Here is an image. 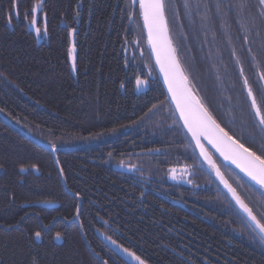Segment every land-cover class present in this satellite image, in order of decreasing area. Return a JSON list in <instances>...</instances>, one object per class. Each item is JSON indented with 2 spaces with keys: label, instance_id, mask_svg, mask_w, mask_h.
Returning a JSON list of instances; mask_svg holds the SVG:
<instances>
[{
  "label": "trees",
  "instance_id": "trees-1",
  "mask_svg": "<svg viewBox=\"0 0 264 264\" xmlns=\"http://www.w3.org/2000/svg\"><path fill=\"white\" fill-rule=\"evenodd\" d=\"M16 3L14 9L12 0H0V264H128L97 231L148 264H264L258 230L253 232L180 121L139 5L134 9L133 0ZM251 4L258 15V0ZM35 5L40 7L33 13ZM17 12L9 23V14ZM180 14L189 37L180 54L195 59L198 95L238 136L250 101L224 32L233 36L253 83L264 67H253L247 48L255 53L259 38L251 30L254 43L244 45L235 39L238 26L231 18V29H220L217 22L208 30L201 29L195 11L194 24L183 18L182 7ZM33 18L46 24L41 41L29 28ZM169 20L176 43L177 21L171 13ZM137 78L148 81L144 92L136 91ZM233 117L235 123L228 124ZM242 142L248 146L246 136ZM207 148L241 198L254 211H264L259 186ZM117 164L130 165L133 172L117 171ZM37 202L59 206H34Z\"/></svg>",
  "mask_w": 264,
  "mask_h": 264
},
{
  "label": "snow or ice",
  "instance_id": "snow-or-ice-1",
  "mask_svg": "<svg viewBox=\"0 0 264 264\" xmlns=\"http://www.w3.org/2000/svg\"><path fill=\"white\" fill-rule=\"evenodd\" d=\"M13 8H17L16 0H12ZM136 0H133L135 3ZM40 5H35L32 12L35 13ZM144 27L148 30V43L152 52L156 56V63L160 66V71L164 74L165 82L168 85V91L171 98L175 102L176 110L179 112L180 119L183 120V127L190 134L195 147L199 148L200 155L207 161L208 165L215 171L217 177L232 194L233 199L246 214L249 225L253 232L258 230L259 240L264 243V211H254L244 199L241 198L236 188L225 179L224 174L213 160L202 141H207L225 161L234 164L248 179L259 186L260 196L264 198V0H258V15H254L251 11V0H212L210 4L208 0H182V4H178L177 0H139ZM184 10V19L190 24H194L193 12L199 16L201 29L212 30L217 22L220 29H231L229 19L233 20L238 26L234 29L236 40L243 41L244 45L254 43L249 39L252 34L251 30H255V36L259 38L257 51L253 53L252 48L248 47L247 52L251 54L253 67L257 68L258 80L254 83L245 75L242 67L243 60L237 55L236 48L233 43V36L225 31L224 36L228 44L231 46V55L235 57V63L241 65L239 67V75L243 78V89L246 90L247 110L242 111L241 123L244 125L240 135L230 134V130L222 126L217 118L209 110L206 98L198 95L199 88L196 84V63L194 58H184L180 54V48L183 44L187 47L188 35L183 31L184 24L180 22V8ZM203 9V11H200ZM169 13L177 21V41L173 42L170 26ZM17 13L9 14V23L11 16ZM27 16L28 14L25 13ZM36 19L33 18L32 26H35ZM39 34L40 29H35ZM46 31V28H45ZM200 29H196L194 34L198 36ZM245 34L241 37L240 33ZM213 40L216 35L213 34ZM243 48V45H242ZM75 47L69 50V55L73 59V71H75ZM183 59V63L181 62ZM191 77V79H190ZM147 81L137 78L136 85H146ZM123 87V84L121 85ZM153 107H156L153 105ZM243 108V106H242ZM152 109H149L151 111ZM2 111V109H0ZM235 123V117L227 122ZM247 137V145L245 142ZM55 150V146H53ZM62 171V170H61ZM252 188V185L249 186ZM264 209V201L259 205ZM79 214V208H77ZM35 237L40 239L41 232H35ZM56 238H60V233L56 234ZM110 239V238H109ZM115 244V241H112ZM123 251L127 253L137 264H145L144 260L134 252H130L127 248ZM107 264V261H104Z\"/></svg>",
  "mask_w": 264,
  "mask_h": 264
},
{
  "label": "water",
  "instance_id": "water-1",
  "mask_svg": "<svg viewBox=\"0 0 264 264\" xmlns=\"http://www.w3.org/2000/svg\"><path fill=\"white\" fill-rule=\"evenodd\" d=\"M137 5H139V0H136L135 3H133V8L135 9L137 7ZM140 8V7H139ZM140 12H141V9H140ZM141 16H142V20H143V23H144V19H143V15H142V12H141ZM132 19H133V15H132ZM146 29V34H147V38H148V30L147 28L145 27ZM151 49V47H150ZM152 52V50H151ZM152 55H153V58H154V61H155V64H156V67H157V70L159 72V75L161 77V80L163 81L164 83V86L166 88V91L168 93V96L176 110V106H175V102L172 100L171 98V93L168 91V85L167 83L165 82V79H164V74L160 71V66L159 64L156 63V56L155 54L152 52ZM178 116H179V112L176 110ZM180 118V117H179ZM180 121L182 122L183 124V120L180 119ZM188 133V132H187ZM188 135L190 136V134L188 133ZM191 138V136H190ZM192 140V139H191ZM195 145V142L192 141ZM202 143L204 144L205 148L208 150L207 147H209L210 149H212L213 151H215L222 159L223 157L219 154V152L216 151L215 148H213L210 144L207 143V141H202ZM199 153H200V150L199 148H196ZM209 152V151H208ZM210 154V153H209ZM201 158L204 160V158L201 156ZM214 160V159H213ZM205 161V160H204ZM223 161H225L223 159ZM207 162V161H205ZM226 163L234 166L237 170H239L234 164H231L230 162L228 161H225ZM114 169L117 170V171H121V172H124V173H132L133 172V167L130 166V165H126V164H117V165H114ZM240 171V170H239ZM241 172V171H240ZM242 173V172H241ZM244 175V173H242ZM248 178V177H247ZM225 187V186H224ZM35 206H40V207H44V208H54V207H58L59 204L58 203H55V202H41V203H35L34 204ZM97 236L98 238L112 251L114 252L117 256H119L121 259H123L126 263L128 264H137V262L135 260L132 259V257H130L127 253H125L123 251L124 247H122L121 245H119L116 241L115 244L112 243V241H114L111 237H109L108 235H106L105 233L101 232V231H97ZM110 238V239H109ZM131 252V251H130ZM145 262V261H144ZM145 264H148L145 262Z\"/></svg>",
  "mask_w": 264,
  "mask_h": 264
},
{
  "label": "rangeland",
  "instance_id": "rangeland-1",
  "mask_svg": "<svg viewBox=\"0 0 264 264\" xmlns=\"http://www.w3.org/2000/svg\"><path fill=\"white\" fill-rule=\"evenodd\" d=\"M39 10V8L37 9V11ZM29 28L35 32L37 38L39 41L43 40V35H46V31H45V28H46V24H44V26L40 25L37 20H36V24L35 26H32V22L29 24ZM36 28H39L40 29V32L39 34H37L36 32ZM75 56V52L73 54ZM70 59H71V64H72V67H73V59H72V56H70ZM75 63V61H74ZM141 80H145L147 81L146 79H143V78H140ZM148 88V81H147V84L146 85H141L140 87H137V85L135 86V89L138 93H141V92H144L145 90H147ZM172 177H174L173 175H171Z\"/></svg>",
  "mask_w": 264,
  "mask_h": 264
},
{
  "label": "bare ground",
  "instance_id": "bare-ground-1",
  "mask_svg": "<svg viewBox=\"0 0 264 264\" xmlns=\"http://www.w3.org/2000/svg\"><path fill=\"white\" fill-rule=\"evenodd\" d=\"M37 203H41V202H37ZM110 237V236H109ZM114 240V239H113ZM115 241V240H114ZM119 244V243H118ZM120 245V244H119ZM122 246V245H121ZM107 247V246H106ZM122 247H124V246H122ZM125 248V247H124ZM130 251V250H129ZM132 252V251H131ZM114 253V252H113ZM119 257V256H118Z\"/></svg>",
  "mask_w": 264,
  "mask_h": 264
},
{
  "label": "flooded vegetation",
  "instance_id": "flooded-vegetation-1",
  "mask_svg": "<svg viewBox=\"0 0 264 264\" xmlns=\"http://www.w3.org/2000/svg\"><path fill=\"white\" fill-rule=\"evenodd\" d=\"M26 206H28V205H26ZM35 206V205H34Z\"/></svg>",
  "mask_w": 264,
  "mask_h": 264
}]
</instances>
